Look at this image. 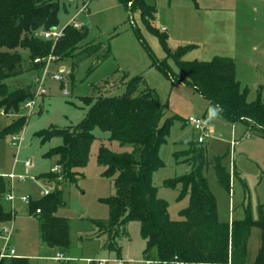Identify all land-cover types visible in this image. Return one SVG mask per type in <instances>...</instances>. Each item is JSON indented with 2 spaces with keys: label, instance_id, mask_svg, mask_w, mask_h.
I'll list each match as a JSON object with an SVG mask.
<instances>
[{
  "label": "trees",
  "instance_id": "obj_1",
  "mask_svg": "<svg viewBox=\"0 0 264 264\" xmlns=\"http://www.w3.org/2000/svg\"><path fill=\"white\" fill-rule=\"evenodd\" d=\"M66 0H0V111L18 113L35 98L37 86L22 85L19 77L29 70L42 71L46 59L57 55L72 58L75 66L81 59L95 55L97 61L110 57V44L92 40L81 44L87 37L88 27L68 24L63 35L54 42L43 33L59 23V12ZM129 11H139L145 24L159 35L167 52L172 55L180 72H175L167 60L153 56V65L173 81H182L216 105L222 115L232 122L242 120L250 129L264 134V98L262 90L250 100L249 87L243 86L236 75L232 58L217 57L212 60L185 59L194 44L172 47L168 33L155 27L157 7L147 0H120ZM138 31V30H137ZM140 35V32H137ZM78 49V50H77ZM149 51H151L148 48ZM39 57L41 61L35 62ZM91 68L90 70H92ZM70 73H72V68ZM41 78V77H40ZM39 77L37 81L39 83ZM110 80L96 86L90 95L83 96L87 106L84 116L68 126L52 125L40 129L36 135L43 144L55 137L61 143L49 148L45 156H58L61 176L73 180L83 175L96 139L94 130L108 132L110 141L131 143L132 151L117 152L102 142L98 149V162L105 167L104 174L113 176L114 193L105 201L109 204L107 218H90L99 235H106L105 248L122 256L123 237H131L128 225L140 222V233L146 241L144 256L158 264H245L252 229H261V243L254 264H264V205L259 216L252 217L250 206L247 216L226 220L219 215L218 200L210 187L206 169L212 165L218 182L230 193L232 173L224 164V155H208L205 142L194 138L183 142L184 148L175 152L177 160L189 163V173L165 180V185H181L180 196L189 195V204L180 211L179 219L169 213V203L158 195L153 181L154 172L164 165L160 147L167 141L175 114L161 122L166 105L156 91L145 84L140 73L126 81L120 94H106ZM36 86V87H34ZM43 109H39L41 113ZM27 123L26 115L12 119L0 129V136L19 134ZM52 170L40 177H50ZM7 180L0 175V197L7 191ZM31 201V212L38 215L43 240L51 245L68 249L70 218L58 214L65 204L63 190L56 188ZM40 209V212H37ZM16 212L5 208L0 200V233L2 226L12 223ZM7 246L10 247L11 239ZM0 264H29L27 257L0 256Z\"/></svg>",
  "mask_w": 264,
  "mask_h": 264
},
{
  "label": "rangeland",
  "instance_id": "obj_2",
  "mask_svg": "<svg viewBox=\"0 0 264 264\" xmlns=\"http://www.w3.org/2000/svg\"><path fill=\"white\" fill-rule=\"evenodd\" d=\"M147 1L156 5L155 27L168 33L172 47L194 44L185 54V59L232 58L238 65L239 77L250 86L249 99L258 97L260 84L263 91L261 96L264 98V58L259 59L258 68H250L252 63L246 55L240 57V52L233 47L232 41L239 32L238 27H248L250 23V26L262 27V16L247 25L238 19L241 14L264 15V0ZM235 14L237 23L232 16ZM75 22L88 27L87 37L81 44L103 40L107 45L110 44V57L98 62L95 55L88 56L73 66L71 57L61 59L52 55L44 83L46 92L35 96L34 112L28 114L24 107L18 113L8 115L0 111V129L5 122L7 125L14 118L22 115L27 117V123L19 135V147L13 144L12 134L0 136V175L7 180L8 189L0 200L6 209L16 212L13 223L7 225L14 231L12 245L16 252L28 257L29 264H61L52 256L58 247L48 246L41 236L40 221L38 215L31 212L30 201L42 197L45 189L56 188L63 190L65 204L58 209V214L70 218V249L76 260L82 256L93 257L100 248L99 240H81L79 236L80 233L94 229L90 218H107L110 215V207L105 199L114 193L113 176L104 174L105 167L97 158L98 149L102 142L117 152L132 151L133 145L110 141L108 132L96 128V139L92 143L88 164L82 170L83 175L66 180L61 176L58 156L44 155L49 148L60 144L61 139L55 137L43 144L36 132L52 125L68 126L77 123L87 108L82 100L83 96L90 95L96 86L104 84L106 80L112 83L106 94H120L125 89L126 81L140 73L144 74L145 84L153 88L161 102L166 105L161 122L175 114L178 116L171 124L167 141L160 147L164 165L153 175L158 195L169 203L170 216L173 219L181 218L180 211L189 204L188 194L180 196L181 185L167 186L165 180L185 175L192 169L189 163L177 160L175 152L184 148L183 142L198 137L200 132L188 122L190 116H195L205 120L208 129L205 144L209 157L214 154L224 155V164L228 169L232 173L234 169L237 171V174L232 175L230 193L218 182L212 165L205 171L218 200L220 218H245L248 206L251 208L252 217L257 218L260 206L264 205V134L250 129L242 120H228L216 105L210 104L193 87L182 81L171 80L154 66L153 56L158 60H167L175 72H180L174 57L167 52L157 32L145 24L139 11L129 12L120 0H66L61 6L59 23L55 28L63 30L69 23ZM62 65L67 69L72 68V73L63 72ZM91 68L93 69L90 70ZM55 73H63L64 79H54L52 76ZM41 76L42 71L29 70L19 79L22 85L32 83L37 86L36 78ZM65 90L69 93L66 94ZM39 109L43 111L38 113ZM27 159L32 163L28 177L24 181H13L14 200H10L7 194L11 191L12 184L8 175L12 172L16 175L25 174L24 162ZM51 170L53 174L50 177L38 178L39 174ZM24 195L31 199L24 201ZM129 228L133 238V250H139L143 243L140 222L131 221ZM260 243L261 229L255 226L249 238L245 264H254ZM6 244V234L2 233L0 250ZM107 255L105 256L108 257ZM78 262L87 264L86 261Z\"/></svg>",
  "mask_w": 264,
  "mask_h": 264
},
{
  "label": "crops",
  "instance_id": "obj_3",
  "mask_svg": "<svg viewBox=\"0 0 264 264\" xmlns=\"http://www.w3.org/2000/svg\"><path fill=\"white\" fill-rule=\"evenodd\" d=\"M232 16H234L233 17L234 22L237 23V14L232 15ZM260 16H262V18L264 17V15H258V14L257 15H255V14H253V15L241 14L239 16L238 21L242 20L244 23L246 22L245 24L247 25L248 22L249 23L250 22H252V23L255 22L257 17L260 18ZM250 25H252V24L250 23L248 25V27H238V31L239 32L234 35V37H233L234 40H232V41H234L233 42V47L238 49V51L240 52V57H243L244 55H246L248 61L250 63H252L250 65V68H255V67L258 68L259 67V63H258L259 59L261 58V60H262V58H264V24L262 25V27H259V28L253 27V26H250ZM232 41H230L231 45H232ZM255 51H256V53H255ZM235 64H236V62H235ZM61 68L63 69L64 65H62ZM236 75H237V78L241 81L243 86H248L249 87V92H250V86L247 83L244 82L243 78L241 79L239 77L238 65L237 64H236ZM259 89L262 90V85L261 84L258 87V91H259ZM248 98H249V95H248ZM5 124H6V122L4 123V125ZM4 125L2 127H4ZM247 134H249L248 131H247ZM7 209L9 210V208H7ZM129 225H130V223H129ZM129 225H128V230L130 229ZM11 226H12V224H11ZM93 228L94 229L91 230L90 232L80 233V235H79L81 240H90V239L93 240V239H95V240H99L100 241V248L94 253L93 257H91V256H88V257L82 256L78 260H76V256L73 255L72 249H70L71 248V245H70V247L68 249L58 247V250L55 253L52 254L53 258L56 259V260H59L61 262V264H79L78 261H83V262L86 261L87 264H98V260L99 259H107L108 260V264H111V263H114V264H145L146 258L144 256L143 251H144V248H145V245H146V241L143 238H142L143 243L141 244L139 250H135L134 251L133 247H132L133 245L131 243L133 238L130 237V239H129V238L123 237L121 239V243H122V246H123V248H122V256H121V258H118L116 256L115 252L109 251V250H107V248H105L104 242L106 240V235H102V234L99 235L98 232H97L96 227L94 226ZM12 231H13V229H12ZM129 232H130V230H129ZM13 235H14V231H13ZM125 240H127V241H125ZM11 245H12V239H11ZM47 245L50 246V247H53V248L54 247L57 248V246H51L49 244H47ZM12 247H13V245H12ZM60 251H64L66 253V255L68 256V259L62 260V259L57 258L56 257L57 253L60 252ZM104 253L108 254L107 255L108 257H106L105 256L106 254H104ZM15 255L26 257L25 255L17 253L16 250H15ZM151 263L158 264L155 260L151 261L150 264Z\"/></svg>",
  "mask_w": 264,
  "mask_h": 264
},
{
  "label": "built area",
  "instance_id": "obj_4",
  "mask_svg": "<svg viewBox=\"0 0 264 264\" xmlns=\"http://www.w3.org/2000/svg\"><path fill=\"white\" fill-rule=\"evenodd\" d=\"M86 4H84L85 6ZM75 26H79V23L78 22H75L74 23ZM44 37L45 38H49V39H52L54 42H56L62 35H63V30H57L56 28H52L50 30H47L43 33ZM47 61H46V65L43 69V74L41 76V78L39 79V83L37 85V88H36V96L40 95L42 92H46L45 91V88H44V83H45V77L48 73V62L52 59V55L48 56L47 57ZM41 61V58L37 57L35 59V62H39ZM63 72H68L70 73L71 69H67L65 66L64 68L62 69ZM54 79H57V80H63L64 79V74L63 73H55L53 74L52 76ZM65 93L68 94L69 91L68 90H65ZM36 106V98H33L31 100H29L26 104H25V108L27 109L28 111V114H32L34 112V108ZM188 122L192 123L194 125V127L200 132L199 133V136H198V141L200 142H204L206 140V138L208 137V129H207V126H206V123H205V120L200 118V117H195V116H190L188 118ZM20 133L19 134H14L12 135V139H13V144L16 145L17 147L20 146V142H21V138H20ZM25 167H26V173L23 174V175H16L15 173H10L8 175V177L10 178L11 180V191L7 194V198L10 199V200H14V193H13V181L15 179H20V180H25L27 179L28 177V173H29V170H30V167L32 165L31 163V160L30 159H27L25 162ZM51 190L50 189H45L44 190V194H47L49 193ZM22 199L26 202H28L31 197L30 196H22ZM41 210L40 209H37V212H40ZM8 227L7 225L6 226H2V233H5L6 234V240H7V244L8 242L10 241V238H11V235L13 233L12 229ZM0 233V235L2 234ZM7 244L0 250V256L1 257H8V256H11V255H15V249L10 246L8 247ZM57 258L59 259H62V260H66L68 259V256L66 255V253L64 251H60L57 253ZM151 260H146L145 264H150ZM98 264H108V260L107 259H99L98 260ZM228 264H238V263H235V262H229Z\"/></svg>",
  "mask_w": 264,
  "mask_h": 264
}]
</instances>
